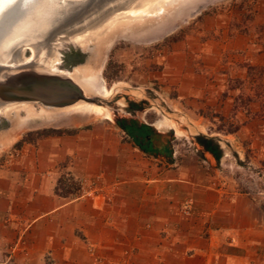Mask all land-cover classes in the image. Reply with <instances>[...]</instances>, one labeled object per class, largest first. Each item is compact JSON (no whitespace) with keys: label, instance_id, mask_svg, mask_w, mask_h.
Masks as SVG:
<instances>
[{"label":"crops","instance_id":"0c3cea01","mask_svg":"<svg viewBox=\"0 0 264 264\" xmlns=\"http://www.w3.org/2000/svg\"><path fill=\"white\" fill-rule=\"evenodd\" d=\"M119 123L120 132L46 136L0 161V264H264V191L229 181V140L197 151L210 168L189 155L176 163L170 133ZM62 166L75 178L99 174L100 192L59 193Z\"/></svg>","mask_w":264,"mask_h":264},{"label":"rangeland","instance_id":"374dc122","mask_svg":"<svg viewBox=\"0 0 264 264\" xmlns=\"http://www.w3.org/2000/svg\"><path fill=\"white\" fill-rule=\"evenodd\" d=\"M181 2L167 23L155 25L151 34H140L143 22L135 19L117 22L99 39L100 47L106 49L101 83L104 90L113 89L109 97H116L115 106H109L112 118L78 110L52 112L36 104L23 106L10 128L0 132V141L13 132L28 109L32 125L18 130L11 142L0 147V161L25 143L46 136L120 132L118 120L134 117L171 134L176 163L189 155L210 168L197 154L204 147L200 140H229L227 157L233 165L224 167L229 181L239 191L246 187L264 191V150L261 154L255 149L259 144L264 148V0ZM132 28L141 30L134 36L126 34ZM249 56L263 62L252 64ZM48 115L60 121L53 122ZM165 120L180 125L183 134H175ZM122 142L125 156L135 159L134 150L126 149L125 135ZM63 167L57 182L59 193L78 198L89 189L90 196L85 198L91 199L100 192L96 186L99 174L87 177V184L81 186ZM108 190L113 194L117 188L112 185ZM101 198V203L112 201V196ZM185 201L182 208L186 212L190 202Z\"/></svg>","mask_w":264,"mask_h":264},{"label":"water","instance_id":"95a60500","mask_svg":"<svg viewBox=\"0 0 264 264\" xmlns=\"http://www.w3.org/2000/svg\"><path fill=\"white\" fill-rule=\"evenodd\" d=\"M94 1L88 0L78 9L70 6L67 14L63 15L66 17L50 28L43 38L19 40L11 48L10 62H0V132L10 128L19 110L26 105L36 104L52 112L70 111L77 102L108 108L115 106L116 97L86 95L73 81L63 78L64 74H82L91 70L86 66L99 68L100 63L98 65V60L93 59V50L97 49L106 56L99 39L106 30L116 26L123 12L131 9L124 6L116 8L109 0H97L93 5ZM123 22L129 23L130 19ZM41 49L46 58L56 61L53 71L33 70ZM23 116L22 113L17 121Z\"/></svg>","mask_w":264,"mask_h":264},{"label":"bare ground","instance_id":"6f19581e","mask_svg":"<svg viewBox=\"0 0 264 264\" xmlns=\"http://www.w3.org/2000/svg\"><path fill=\"white\" fill-rule=\"evenodd\" d=\"M94 1V4H96ZM112 5H116V8L130 9L123 12V16H120V21H126L130 19V22L135 19H141L144 28L142 31L131 29L126 31V34L134 36L139 31L140 34H151L152 28L155 25H164L170 18L171 12L176 8L182 6L181 0H109ZM88 0H0V62L9 63V57L11 48L19 40L23 41H36L43 38L50 28L60 23V21L66 17L70 6L74 5L78 8H82ZM98 2V1H97ZM75 12V11H74ZM73 12V13H74ZM71 14V13H70ZM70 17V16H67ZM119 21V22H120ZM160 27V26H159ZM125 33V32H124ZM122 33L124 36L125 34ZM126 36V35H125ZM109 45V40L106 43V48ZM106 53V49H105ZM44 50L41 49V53L37 57L36 64L33 68L36 72H42V70L53 71L56 61L46 58ZM93 59L98 60L99 68L84 71L82 74L72 73L64 74L63 78L73 81L77 86L81 87L86 95H97L103 98L109 97L113 89L106 91L101 83L100 71L105 60L104 56L98 52L97 49L93 50ZM48 69H46V68ZM101 67V68H100ZM56 70H54L55 72ZM122 104V103H120ZM72 111L78 110L82 113H94L97 116L112 118V112L106 106H100L93 103L77 102ZM23 118L14 124L13 129L7 134L6 139L0 141V147L11 142L18 130L26 126H31L29 123L32 116L31 109H28L23 114ZM53 122L60 121V118L54 116H46ZM43 119V117H41ZM175 120V119H174ZM182 122V121H181ZM171 127L178 135H182L176 123L169 121ZM185 132V131H184ZM224 143V142H223ZM226 144V143H225Z\"/></svg>","mask_w":264,"mask_h":264},{"label":"trees","instance_id":"16d2710c","mask_svg":"<svg viewBox=\"0 0 264 264\" xmlns=\"http://www.w3.org/2000/svg\"><path fill=\"white\" fill-rule=\"evenodd\" d=\"M118 125L120 126V123H118ZM120 127H123L122 125ZM24 139H21L19 142L23 141ZM200 142L204 145L205 149L207 151H210L212 153L215 152V148L217 147L216 145H214L212 143V141L210 140H200Z\"/></svg>","mask_w":264,"mask_h":264},{"label":"built area","instance_id":"2783aa9c","mask_svg":"<svg viewBox=\"0 0 264 264\" xmlns=\"http://www.w3.org/2000/svg\"><path fill=\"white\" fill-rule=\"evenodd\" d=\"M75 180H77L81 186L86 185L88 182L87 178H75ZM89 191H91V190L88 189L86 191V189H84L83 192L81 193L80 197H87V196L89 197L90 196Z\"/></svg>","mask_w":264,"mask_h":264},{"label":"flooded vegetation","instance_id":"af4514ba","mask_svg":"<svg viewBox=\"0 0 264 264\" xmlns=\"http://www.w3.org/2000/svg\"><path fill=\"white\" fill-rule=\"evenodd\" d=\"M131 108H132V107H130V109H131ZM123 120H126V119H121V120H118V123H119V122H121V121H123Z\"/></svg>","mask_w":264,"mask_h":264}]
</instances>
